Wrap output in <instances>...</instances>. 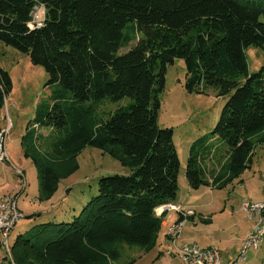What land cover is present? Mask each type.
Wrapping results in <instances>:
<instances>
[{
	"label": "trees",
	"instance_id": "16d2710c",
	"mask_svg": "<svg viewBox=\"0 0 264 264\" xmlns=\"http://www.w3.org/2000/svg\"><path fill=\"white\" fill-rule=\"evenodd\" d=\"M39 6L44 26L30 29ZM0 42L27 54L49 75V85H61L75 101L61 106L63 92H52L54 104L41 117L44 127L69 130L54 150V165L35 160L48 196L58 188L60 160L76 158L87 146L130 170L101 178L98 195L73 222L19 236L13 264H110L124 245L156 246L165 215L156 210L179 191L174 132L158 125L166 74L177 60L185 63L188 92L213 88L228 96L203 149L208 153L210 141L220 139L229 158L208 180L193 145L186 170L192 189L225 187L249 169L255 145L264 146L263 134L252 141L264 132V67L251 73L246 54L252 46L264 49V0H0ZM12 86L0 67V133ZM125 98L133 103L94 128L86 120L84 103Z\"/></svg>",
	"mask_w": 264,
	"mask_h": 264
},
{
	"label": "rangeland",
	"instance_id": "374dc122",
	"mask_svg": "<svg viewBox=\"0 0 264 264\" xmlns=\"http://www.w3.org/2000/svg\"><path fill=\"white\" fill-rule=\"evenodd\" d=\"M133 46L134 43L120 53L127 52ZM246 54L250 72L258 73L264 67V49L252 46ZM0 67L9 74L13 85L7 95L8 105L1 114L2 128L10 129L6 145L12 163L0 162V197L19 195L18 209L24 215V219L10 233L9 241L13 245L19 236L41 225L52 224L55 232L58 225L73 222L92 198L98 195L101 178L129 174L130 170L108 152L87 146L76 158L60 160L58 188L53 195L48 196L35 160L54 165L58 161L54 150L67 137L69 130L44 127L41 117L54 104L55 100L52 101L50 96L52 92L56 95L63 92L64 98L59 100L61 106L73 107L74 98L70 91H63L61 85H49V75L41 66L33 64L27 54L1 42ZM186 78L183 60H177L168 68L158 117L160 128L173 130L181 163L175 202L182 201L185 208L197 213L194 220L185 224L181 242L196 243L202 248H216L230 252L231 257H234L253 223L245 216L243 204L259 201L263 196L264 146L255 145L249 169L225 187L212 189L204 185L192 189L186 180V170L193 145L197 149L195 152L200 155L201 164L206 162L208 167L209 164L218 163L220 169L229 158L226 150H219L216 154L218 157L208 162L206 159L210 151L207 153L203 149L220 119L228 96L219 95L213 88L188 92ZM132 103L131 98L115 103L107 100L86 102V120L94 128L121 107H128ZM259 134L264 136L262 131L253 136L252 141L255 142ZM221 142L217 139L210 149H217ZM77 166L78 169H74ZM15 168L24 172L26 189L23 192V180L17 176ZM236 225H239L238 231L234 230ZM165 231L166 228H163L155 247L143 249L124 245L120 258L110 264H182L179 258L167 254L170 244L165 242ZM6 264H13V261ZM238 264H264V243L258 250L250 251L245 262Z\"/></svg>",
	"mask_w": 264,
	"mask_h": 264
},
{
	"label": "built area",
	"instance_id": "2783aa9c",
	"mask_svg": "<svg viewBox=\"0 0 264 264\" xmlns=\"http://www.w3.org/2000/svg\"><path fill=\"white\" fill-rule=\"evenodd\" d=\"M45 16L44 7H37L32 13L30 29L43 27ZM9 131L10 129L7 127L0 133V162L5 164L12 163L6 145ZM15 172L23 180V192L26 189L24 172L19 168H15ZM18 198L19 195L0 197V264H6L8 260L13 261L9 236L16 225L24 219L23 213L18 209ZM166 210L178 212L183 219V221L180 220V223L173 224L168 230V237L172 241L166 251L169 256L179 258L182 264H222V255L219 250L203 249L198 244L181 242L186 222L190 217L196 215L193 209H187L182 205L166 204L160 207L157 212L161 215ZM243 212L247 219L252 220V229L243 240L236 260L230 264L245 262L249 252L258 250L264 243V196L259 201H248L243 204Z\"/></svg>",
	"mask_w": 264,
	"mask_h": 264
},
{
	"label": "crops",
	"instance_id": "0c3cea01",
	"mask_svg": "<svg viewBox=\"0 0 264 264\" xmlns=\"http://www.w3.org/2000/svg\"><path fill=\"white\" fill-rule=\"evenodd\" d=\"M8 105V104H7ZM6 105V106H7ZM215 141H217V138H214L212 141H210V143H209V147L213 144V143H215ZM222 151V150H226V152H227V157L229 156V150H228V148L221 142V144L218 146V148L217 149H214V147H212V149H210V153H209V157H208V159H206V161H208V162H212L211 161V159H213L214 157H218L216 154H218V151ZM219 157H222V155H220ZM226 163V160H225V162H224V164ZM223 164V165H224ZM223 165L221 166V167H223ZM202 166L204 167V170H205V175H206V177H207V179L208 180H212V179H214V178H216V177H218L221 173H222V171H221V167H220V169H219V164L218 163H212L211 165L209 164V167L207 166V164H206V162L205 163H202ZM213 189V188H212ZM263 196H264V191H263ZM263 196L261 197V198H263ZM260 198V199H261ZM260 199H258V200H260ZM252 200V199H251ZM177 203H179V204H177ZM171 204H173V205H182L183 206V202L182 201H180V202H172ZM158 210V209H157ZM156 210V211H157ZM158 213V212H157ZM196 215H197V213H196ZM196 215L194 216V217H190L189 219H188V221H190V220H194L195 219V217H196ZM179 217H180V215L177 213V212H175V211H172V210H167V211H165V215H164V222H163V228L165 229L166 228V231H165V233H164V237H165V242H167V243H169L170 245H168L169 247L171 246V243H172V241L170 240V239H168V237H167V234H168V230H169V228L173 225V224H175L178 220H179ZM187 221V222H188ZM186 222V223H187ZM238 227H239V225H236L235 226V228H234V230H236V231H238L239 229H238ZM250 229H252V226L251 227H249ZM250 231H248V233H249ZM247 233V234H248ZM188 243V242H187ZM190 244V243H189ZM192 244H196V243H192ZM167 246V247H168ZM166 247V248H167ZM168 247V248H169ZM202 248V247H201ZM240 248H241V246H239L238 247V249H237V251H236V253L234 254V257H231L232 256V253H230V252H226V251H221L220 250V253H221V255H222V264H230V263H233L235 260H236V258H237V256H238V254H239V251H240ZM203 249H216V248H211V247H208V248H203ZM218 250V249H217Z\"/></svg>",
	"mask_w": 264,
	"mask_h": 264
}]
</instances>
